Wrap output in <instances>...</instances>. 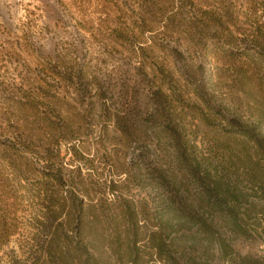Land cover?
<instances>
[{
	"label": "rangeland",
	"instance_id": "obj_1",
	"mask_svg": "<svg viewBox=\"0 0 264 264\" xmlns=\"http://www.w3.org/2000/svg\"><path fill=\"white\" fill-rule=\"evenodd\" d=\"M20 70L30 84L10 91ZM30 90L56 140L14 148L0 130V264H264V0H0V115H17ZM121 100L142 117L171 113L209 188L223 190L203 194L152 132L127 141L103 118ZM150 161L177 175L170 194L197 193L193 250L145 240L154 226L139 206L131 242L120 205L145 197L153 212L157 190L134 181ZM98 174L118 181L114 194Z\"/></svg>",
	"mask_w": 264,
	"mask_h": 264
},
{
	"label": "trees",
	"instance_id": "obj_2",
	"mask_svg": "<svg viewBox=\"0 0 264 264\" xmlns=\"http://www.w3.org/2000/svg\"><path fill=\"white\" fill-rule=\"evenodd\" d=\"M27 76L26 70L18 71L15 77H12L11 81L6 83L7 87L10 91H14L18 88V83L21 84V87L23 85L30 84ZM17 77H19L20 81L16 83L15 78ZM109 93H111V96H114V87L109 88ZM102 94L103 92L98 93V95ZM26 95L33 99L32 102L28 103L27 106H25L26 104H22L20 107H17V115H12V117H10V115L6 117L0 115V130H6L11 133L12 140H10L9 144L14 148L21 146L25 147V145L32 142L34 137L41 136L45 137V144L50 147L56 140L54 135L51 134L54 129H52L51 125L45 118L39 117L36 114V106L34 102L39 94L30 90ZM135 103L137 104L138 102ZM8 108H11V106ZM120 111L122 114H120ZM139 112L140 111L136 109V105L132 107L124 106V103H122L121 100L120 107L115 113H111V108L109 107L104 108L103 118H112L114 126L126 136L127 141L134 139V141L144 142L148 138V133L151 132L158 138V140H167V143H169L173 148L176 147V159L180 163L189 164L190 169H187V174L189 177L193 178L197 184L202 186L201 190H203V194L209 191L218 193L217 191L223 190L221 184L217 182L215 188H209L210 184L208 181L211 179L210 173L206 170H201L200 163L197 160L198 157L196 155L192 156L188 154V141L186 139H181L182 137L178 131L179 123L175 121V118L171 113L166 112L164 109H156L154 113H148L149 116L146 118L142 117ZM6 113H8L7 110L6 112H1L0 114ZM39 121L43 123V127H40ZM64 122L66 124L65 128L70 129L71 124L69 123V120H65ZM158 126H161V128H158ZM49 157L51 158V156ZM151 164L152 162L150 161L145 173L148 178L140 176L137 177L138 175H134V181L137 182L138 186H144L145 184L152 186L157 190L152 198L153 202L156 204L153 212H147L148 199H145V197L142 199V202L140 203L141 205H135V203L131 201H128V203L123 202L120 205L121 214L127 217L128 222L133 226L131 242L136 244V242L139 241L140 236H142L138 227L137 207L139 206L141 210L140 214L145 215V219L147 218L148 220H151V224L154 226L150 229L145 240L153 244L158 249L167 245L171 246L176 242L187 245L190 250H193L197 241L196 234L203 229L204 224L196 211V200L198 198L197 193H191L188 189H185L184 191L182 190L180 195L176 194V192L170 194L173 189H169V184L172 183L173 185H176L178 178L177 175L169 173L166 169H162L160 165L150 168L149 165ZM98 175L99 177L97 181L99 184L101 183L100 189H103L102 192L114 194V192L117 191L118 181L112 177L102 180L101 174ZM67 180L71 182L73 189L78 188L76 190H81L84 188L82 182L78 181L75 177H70ZM204 186L206 191L204 190ZM162 190L168 191V194H164ZM222 194L225 195V190ZM72 195L74 196V194ZM117 197L120 199L119 194L116 195L114 199L116 200ZM75 200L76 198L73 199L71 205L72 208L74 210L82 209L83 203L80 201L76 202ZM210 236L215 240L214 235L210 234Z\"/></svg>",
	"mask_w": 264,
	"mask_h": 264
}]
</instances>
